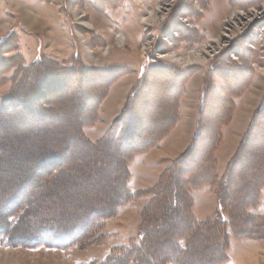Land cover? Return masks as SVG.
Wrapping results in <instances>:
<instances>
[{
    "label": "rangeland",
    "instance_id": "rangeland-1",
    "mask_svg": "<svg viewBox=\"0 0 264 264\" xmlns=\"http://www.w3.org/2000/svg\"><path fill=\"white\" fill-rule=\"evenodd\" d=\"M10 36L13 39L11 45L19 46L27 63L45 58L64 67H72L73 61H79L88 68L111 69L119 76L101 100L94 122L83 128L85 136L91 142L99 140L105 134V128L107 130L117 119L128 104L136 85L141 83L143 87H147V84L154 83L158 80L159 73H164L163 68L175 70L177 75L182 71L189 75L179 104L180 119L164 137L172 132L185 115L189 129L192 125L193 138L200 109L208 95L211 98L206 117H213L214 120H217L224 110L223 107L217 109L215 103L219 99L229 98L230 91L238 94L234 97L233 118L241 104H246L254 98V108L250 111L251 121L264 98V0H0V41ZM10 53L14 54L6 50L5 56ZM243 63L248 67L245 68ZM229 78L233 79L234 87L230 88ZM178 83L181 89L183 79L178 80ZM188 84L189 94L183 101L185 105L182 106L181 101L186 95ZM8 86L2 87L1 92H6ZM173 88L170 86L169 90ZM158 93L157 90L154 94ZM108 100L112 102L108 103ZM69 111L72 109L67 112ZM79 113H83V109ZM19 120L21 122V119ZM19 120H8L6 127H0V138L5 140L0 152L9 149L0 159V196L11 193L7 190L6 183L13 181L12 177L18 173L16 171L21 169L19 167L24 166V163H29L39 146L45 145L50 139H60L64 136L43 133L41 135L47 121L57 119L45 118L42 125L28 120L24 126L20 125ZM231 122L223 129L230 126ZM54 127L61 129L63 125L59 123ZM214 129L213 125L211 130ZM25 131L29 133L30 138L23 141L21 136ZM36 135L39 136L36 138ZM32 138H36L37 142ZM163 139L158 146L136 153L129 161L127 187L132 193L138 191L137 186L140 190L153 187L157 183L154 184V181L158 173L166 168L171 160L184 153L191 143L190 141L175 158L164 159L173 153L168 152V147L164 148ZM226 145L223 130L222 141L216 152L217 171L218 153L220 149L222 152ZM85 154L83 148L74 152V157L69 161L77 158L89 162L78 164L76 171L71 172V175L64 173L65 182L62 185H53L46 201H36L39 206L37 217L30 214L22 216L21 221L28 220L24 227L28 225L30 233L36 232L35 235H38L41 232L36 231V225L30 226L29 219L40 221L59 210L65 211L62 218L71 219V213H75L73 204H76L80 197L97 195L107 206H110L111 198H121L122 191L115 182L118 175L116 172L112 176L95 175L96 170L102 168V164L111 166L112 163L108 164L105 160L113 156H91L89 160H84ZM199 163L200 161L194 162L191 171ZM10 170L14 171L12 177ZM235 183L238 185V181ZM39 187L41 186L30 183L28 190L23 191L24 198L23 194L16 195V198L22 202L29 201L28 198L36 196ZM211 189L216 194L215 189ZM191 195L194 198V192ZM11 196L13 195H9ZM3 200H0V207L4 204ZM147 201V197H141L122 204L116 213L103 223V238L100 242L85 240L82 244L72 243L70 246L60 247L46 244L24 246L15 244L5 235V238H0V264H99L114 248L130 245L131 239L137 235L135 230H138L142 210ZM20 210L23 211L22 208ZM250 210L255 216L264 215V188L260 194V203ZM192 213L194 215L193 208ZM214 214L207 217L200 214L205 217L201 220L195 215L194 217L206 221L212 219ZM157 226L159 225L155 228ZM46 227L48 228V224ZM228 231L230 243L225 253L227 256L220 264H264V238H240L235 237L231 230ZM99 235L98 231L95 237ZM159 236L156 242L160 240ZM39 238L46 240L45 232ZM195 244L196 251L191 253L190 258H196V255L208 251L204 245H208L209 241Z\"/></svg>",
    "mask_w": 264,
    "mask_h": 264
},
{
    "label": "trees",
    "instance_id": "trees-1",
    "mask_svg": "<svg viewBox=\"0 0 264 264\" xmlns=\"http://www.w3.org/2000/svg\"><path fill=\"white\" fill-rule=\"evenodd\" d=\"M6 39L0 41V127H6L11 119H21L19 122L23 126L28 120L42 125V121L50 117L57 120L47 121L41 135L64 136L39 146L29 163H24L16 171L17 176L12 177L14 171H9L13 181L6 184L11 192L9 195L13 196H0V200L4 199L0 207L1 239L6 235L15 244L55 247L82 244L85 240L100 242L106 219L114 215L122 204L141 197H147L148 201L143 207L136 237L131 239L130 245L114 248L99 264H220L227 256L225 253L230 243L228 230L235 237L264 238V215L255 216L250 210L260 203L264 188V98L222 175L217 171L216 152L222 141L224 126L233 120L234 97L238 95L234 91H228L229 98L215 103L217 109L224 108L217 120L206 117L211 98L206 96L190 146L170 161L153 187L132 193L127 187L128 163L136 153L158 146L176 125L181 116L179 104L189 75L183 71L177 75L175 70L163 68L164 73H159L154 83L147 84V87L138 83L117 119L99 140L91 142L83 128L94 122L101 100L119 76L111 69H92L79 61H73L72 67H64L45 58L27 63L19 46L11 45L12 36ZM6 50L14 54L5 56ZM182 79L179 89L178 80ZM228 81L230 88L234 87L233 79ZM6 85H9L8 90L2 93L1 88ZM170 86L174 87L171 91ZM157 90L159 93L155 95ZM69 109L72 111L67 112ZM81 109L83 113H79ZM59 123L63 127L55 128ZM51 124L54 126H48ZM213 125L215 129L212 131ZM21 137L26 141L29 133L25 131ZM4 141L0 138V147ZM81 148L86 152L84 160H89L91 156H113L105 160L108 164L112 163L111 166L102 164L95 175L105 177L116 172L115 182L122 191L121 198H111L110 206H107L97 195L80 197L72 205L75 213H71V219L62 218L63 210L50 213L40 221L29 219L30 226L36 225V231L41 232L38 235L30 233L28 225L24 227L28 220L21 221L22 216L30 214L37 217L39 206L36 201H46L52 186L65 182L64 173L71 175L78 164L89 162L77 158L69 161ZM7 150L0 152V159L8 153ZM197 161H200L199 165L191 171L192 164ZM30 183L41 187L36 196L22 202L16 195L28 190ZM204 187L215 189L217 209L212 219L200 221L192 213L194 198L191 193ZM156 225L159 226L155 228ZM178 227L180 230L177 231ZM98 231L100 235L95 237ZM43 232L46 240L39 238ZM158 235L160 240L156 242ZM208 241L209 244L204 245L207 252L190 258L191 253L196 251V242L204 244Z\"/></svg>",
    "mask_w": 264,
    "mask_h": 264
},
{
    "label": "crops",
    "instance_id": "crops-1",
    "mask_svg": "<svg viewBox=\"0 0 264 264\" xmlns=\"http://www.w3.org/2000/svg\"><path fill=\"white\" fill-rule=\"evenodd\" d=\"M193 83V82H192ZM191 84V82H190ZM195 85V84H194ZM190 89L189 84L187 85L186 95L182 99V106L185 104L183 101H185V98L189 94L188 90ZM114 96H112L113 98ZM112 102V100H108V103ZM107 104V103H106ZM251 104V105H249ZM255 99L252 98L250 101L248 100L246 104H241L238 107V111L234 113V118L231 122V125L226 127L224 129V145L227 144L226 147L221 152V149L218 153V173H221L224 171L225 167L227 166L228 162L230 161L231 157L234 155V153L237 150V147L242 139V136L249 124L250 121V111L252 108H254ZM105 107V106H104ZM105 109V108H104ZM185 115L182 117L178 125L168 134L166 137H164L162 143L164 148H169L170 150L168 152H172L173 155L166 156L164 159H171L175 158V156L179 155L187 145H189L191 138H192V125L189 129V123L185 120ZM230 127V128H229ZM229 128V129H228ZM228 129V130H227ZM106 131V128L104 132ZM137 164V163H136ZM165 168L161 170V172L158 173V176L156 177V180L154 181V184L158 181L159 176L164 171ZM153 184V185H154ZM151 185V186H153ZM132 186V184H131ZM150 186V187H151ZM147 189V187H144ZM142 188V189H144ZM149 188V187H148ZM140 190V188H137ZM194 192V206H193V212L196 218L198 219H204V216L206 215L211 216L216 212L217 209V197L215 192L211 189V187H204L200 189L193 190ZM204 212L197 211V210H204ZM201 214V215H200ZM137 232V228L135 230ZM135 232V233H136Z\"/></svg>",
    "mask_w": 264,
    "mask_h": 264
},
{
    "label": "bare ground",
    "instance_id": "bare-ground-1",
    "mask_svg": "<svg viewBox=\"0 0 264 264\" xmlns=\"http://www.w3.org/2000/svg\"><path fill=\"white\" fill-rule=\"evenodd\" d=\"M35 21V20H34ZM35 23H37L36 21H35ZM37 26V25H36ZM163 56V55H162ZM164 56H168V54H164ZM35 141H37V139L35 138Z\"/></svg>",
    "mask_w": 264,
    "mask_h": 264
}]
</instances>
